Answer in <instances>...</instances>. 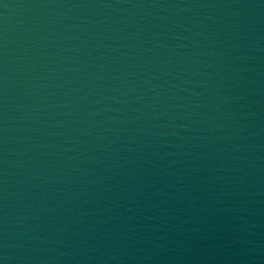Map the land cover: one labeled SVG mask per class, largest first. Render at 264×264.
Returning <instances> with one entry per match:
<instances>
[{
    "label": "water",
    "instance_id": "obj_1",
    "mask_svg": "<svg viewBox=\"0 0 264 264\" xmlns=\"http://www.w3.org/2000/svg\"><path fill=\"white\" fill-rule=\"evenodd\" d=\"M134 0H0V190Z\"/></svg>",
    "mask_w": 264,
    "mask_h": 264
}]
</instances>
